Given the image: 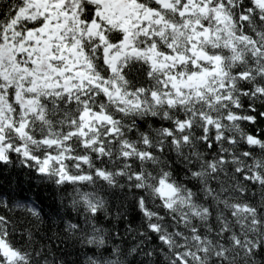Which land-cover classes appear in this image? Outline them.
<instances>
[{
    "label": "snow or ice",
    "instance_id": "snow-or-ice-1",
    "mask_svg": "<svg viewBox=\"0 0 264 264\" xmlns=\"http://www.w3.org/2000/svg\"><path fill=\"white\" fill-rule=\"evenodd\" d=\"M258 120L264 0H0V264H264Z\"/></svg>",
    "mask_w": 264,
    "mask_h": 264
},
{
    "label": "trees",
    "instance_id": "trees-1",
    "mask_svg": "<svg viewBox=\"0 0 264 264\" xmlns=\"http://www.w3.org/2000/svg\"><path fill=\"white\" fill-rule=\"evenodd\" d=\"M248 130L252 131L253 133H255L256 131H260L261 135L264 136V120H258V123L256 125H250L248 126ZM13 182L15 183V179L16 177L13 175L12 177ZM25 187H27V185H25ZM27 195H30L32 197H36L39 196L42 200H44L45 204L50 203V199H45L46 197H50V193L47 191H41L38 189H33L32 192L30 193H26Z\"/></svg>",
    "mask_w": 264,
    "mask_h": 264
}]
</instances>
